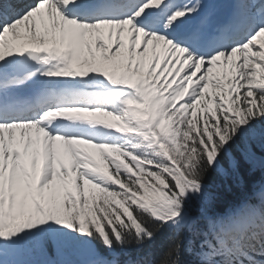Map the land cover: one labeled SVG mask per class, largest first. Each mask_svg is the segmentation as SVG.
Returning a JSON list of instances; mask_svg holds the SVG:
<instances>
[{
	"label": "snow or ice",
	"instance_id": "6c2138e0",
	"mask_svg": "<svg viewBox=\"0 0 264 264\" xmlns=\"http://www.w3.org/2000/svg\"><path fill=\"white\" fill-rule=\"evenodd\" d=\"M0 264H264V0H0Z\"/></svg>",
	"mask_w": 264,
	"mask_h": 264
}]
</instances>
